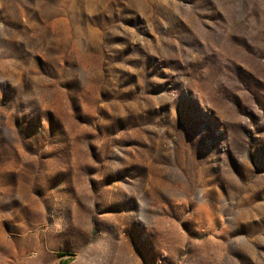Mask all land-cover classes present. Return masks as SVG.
Returning <instances> with one entry per match:
<instances>
[{"label": "rangeland", "instance_id": "1", "mask_svg": "<svg viewBox=\"0 0 264 264\" xmlns=\"http://www.w3.org/2000/svg\"><path fill=\"white\" fill-rule=\"evenodd\" d=\"M64 253L264 264V0H0V264Z\"/></svg>", "mask_w": 264, "mask_h": 264}, {"label": "crops", "instance_id": "2", "mask_svg": "<svg viewBox=\"0 0 264 264\" xmlns=\"http://www.w3.org/2000/svg\"><path fill=\"white\" fill-rule=\"evenodd\" d=\"M59 254V253H58ZM68 254H61L57 257L55 264H72V260H69Z\"/></svg>", "mask_w": 264, "mask_h": 264}]
</instances>
